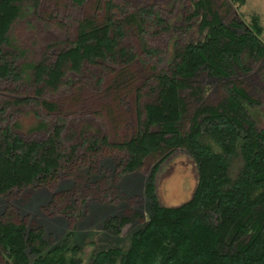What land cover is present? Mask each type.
Instances as JSON below:
<instances>
[{
  "label": "trees",
  "instance_id": "obj_1",
  "mask_svg": "<svg viewBox=\"0 0 264 264\" xmlns=\"http://www.w3.org/2000/svg\"><path fill=\"white\" fill-rule=\"evenodd\" d=\"M44 1L0 0V198L8 201L15 193L54 182L65 166L84 159L76 168L83 171L86 160L96 162L107 149L120 155L114 159L123 177L159 158L145 189L149 218L135 211L107 225L118 235L125 225L137 224L129 249L95 251L87 264H264V130L252 112L260 102L234 81L238 74L252 71L249 64L264 63L259 17L245 21L238 16L226 22L214 0H192L188 15L181 18L184 26L177 29L154 6L133 11L115 0H97L95 11L76 22L74 32H64L65 39L39 63L26 65L25 52L15 46L11 31L25 16L41 20ZM71 1L79 8L87 5V0ZM226 1L239 9L247 0ZM100 9L102 19L97 17ZM193 23L197 38L188 40ZM152 30L172 33L170 61L166 68L154 67L151 81L137 90V124L129 139L112 144L104 128L92 122L98 129L74 144L67 137L68 116H86L89 98L104 105L113 97L124 111V94L133 86L128 67L137 61L127 36L136 32L152 59L157 51L144 41ZM112 66L123 67L105 83L102 72ZM204 74L223 85V99L216 106H208L192 88ZM26 86L33 97L21 90ZM145 90L149 96L140 103ZM187 90L192 91L191 99L183 97ZM63 93L78 96H65L60 104L50 100ZM192 104L198 108L185 131ZM30 106L55 117L44 140H26L14 132L13 111ZM179 150L197 166L198 182L188 202L165 207L156 195L155 176L160 164ZM71 236L61 242L46 240L41 228L21 220L7 203L0 214V264H79L82 251L70 246Z\"/></svg>",
  "mask_w": 264,
  "mask_h": 264
},
{
  "label": "rangeland",
  "instance_id": "obj_2",
  "mask_svg": "<svg viewBox=\"0 0 264 264\" xmlns=\"http://www.w3.org/2000/svg\"><path fill=\"white\" fill-rule=\"evenodd\" d=\"M191 1L115 0V3L117 6L122 5V8L130 5L133 7V11L154 6L156 12H160L165 21L178 29L180 26H184L181 23V18L188 15L187 11ZM214 1L216 10L226 22H230L238 16L247 21L255 15L259 17L264 28V0H247L246 4L239 9L229 6L226 0ZM96 2L97 0H87V5L79 8L71 0H45L39 12L41 20H35L37 15L25 16L20 19L11 31V39L15 46L25 52L22 62L26 65L39 63L44 54L53 49L55 43L65 39L63 36L67 31L74 32L76 22L91 16V11H95ZM103 14L100 9L97 15L98 19H102ZM52 16H57V18H52ZM193 21H198V19ZM193 24L195 26L190 29L188 40L197 38V23ZM178 34L176 33L175 36ZM171 36L172 33L167 34L156 30L145 34L144 41L147 43V47L157 51L152 59L148 58V55L143 51L141 38L136 32L133 31L127 36L126 44L128 43L133 48V54L137 57V61L128 67L130 75L132 74L130 80L133 86L124 94L125 109L121 111V105L113 97L110 100L111 104L108 102L104 105H98V98L93 101L88 97L86 116L79 117L78 120H73L68 116L71 129L67 137L74 144L82 142L83 136L91 137L90 135L98 129L99 124L101 125L99 128H104L105 134L109 136L112 144L122 143L129 139L130 133L137 124V90L151 81L154 76V67L158 69L167 67L166 62L170 61L172 51ZM262 66H264L262 62L256 65L249 64L248 68L252 71L248 74H238L234 81L243 83L250 96L260 102V106L252 112L258 127L264 130V68L260 69ZM121 67L112 66L109 72L108 69L103 70L102 75L106 73L104 82L109 81L113 71ZM95 82L96 79L91 84L93 85ZM26 88L29 87L21 89L23 93H26L27 97H33V90ZM192 88L196 94H201L208 106H216L223 99L222 83L210 79L205 74ZM146 91L140 92L144 96L140 103L149 96ZM191 95V90L183 93L185 99L188 97L191 99ZM65 96L69 100L73 97L63 93L52 96L50 100L60 104L63 98H66ZM197 108L196 104L190 105L188 115L183 123L185 131H189ZM53 117L46 115L43 110L39 111L35 106H30L14 110L11 123L14 132L24 139L44 140L50 131L51 121L55 120ZM92 122L99 124L91 125ZM64 144L70 145L71 142L65 141ZM119 157L120 155L116 151L109 153L107 149L96 162L86 160L87 164L83 171H76V168L82 166L81 163L84 162V159L81 162L65 166L67 169L64 170V174L57 175L54 182L15 193L9 197L8 201L0 198V214L6 209L8 203L11 209L20 215L21 220L30 226L41 228L45 233L46 240L61 242L72 235L70 246L78 247L82 251L80 254L82 261L79 264H87L95 251L111 248L127 251L131 235L138 227L137 224L133 222L125 225L118 235L112 229H108L107 225L115 223V217L131 216L135 211L144 218H149L150 202L145 198V189L150 183L153 167L160 159L151 158L145 162L141 172L123 177L121 169L116 168L117 161L115 159ZM88 168H90V173H85ZM197 182L198 170L193 160L183 150L174 152L160 164L155 176V190L159 203L165 207H179L192 198Z\"/></svg>",
  "mask_w": 264,
  "mask_h": 264
}]
</instances>
